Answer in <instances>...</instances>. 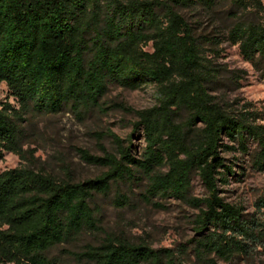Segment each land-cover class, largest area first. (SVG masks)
<instances>
[{
    "label": "trees",
    "instance_id": "trees-1",
    "mask_svg": "<svg viewBox=\"0 0 264 264\" xmlns=\"http://www.w3.org/2000/svg\"><path fill=\"white\" fill-rule=\"evenodd\" d=\"M184 13L205 14L214 25L225 16L223 41L264 78V0H0V85L17 105L0 102V157L6 152L20 162L0 172V264H64L53 250L97 229L93 198L115 189L114 206H128L119 192L125 185H139L141 201L154 209L163 206L153 200L174 199L198 211L189 250L196 262H230L264 248V220L248 219L220 190L236 177L237 159L227 154L264 172V114L213 95L237 85L243 72L208 58L207 48L221 42L197 34L198 23ZM146 84L155 89L153 108L119 105L138 120V157L131 137L123 142L108 133L112 151L101 148L102 157L77 149L81 161L105 169L93 180L74 182L67 169L57 176L37 165L28 148L31 118L68 110L82 119L101 111L109 86ZM193 177L205 198L190 196ZM259 202L264 209V196ZM66 254L78 264H183L170 250L112 234Z\"/></svg>",
    "mask_w": 264,
    "mask_h": 264
},
{
    "label": "rangeland",
    "instance_id": "rangeland-1",
    "mask_svg": "<svg viewBox=\"0 0 264 264\" xmlns=\"http://www.w3.org/2000/svg\"><path fill=\"white\" fill-rule=\"evenodd\" d=\"M184 15L188 21L198 23L197 34L216 37V40L221 42L216 48H207L205 54L208 58L228 71L243 72L237 85L220 89L213 95L226 97L227 100L238 101L240 104L251 103L264 114V78L242 60L236 47L223 41V30L228 25L225 16L217 15L214 25L205 14ZM216 27L219 29H215ZM212 49L218 53L216 57L208 51ZM6 101L17 108L6 87L0 85V102ZM99 104L100 112L93 110L82 119H77L68 110L57 115L31 118L27 127V133L31 134L28 148L35 150L37 165L57 176H62L63 171L67 169L74 182L93 180L104 173L105 169L81 161L77 149L85 150L94 157H102L101 148L107 152L112 151L108 133L123 142L131 137L132 154L138 157L144 148L141 131H134L133 128L138 120L133 114L121 110L119 105L134 112L153 108L157 104L153 86L146 84L136 90H127L111 85L99 100ZM225 158L231 162L233 158L237 159L234 167L236 177H229L227 185L220 188L221 197L226 203L241 207L248 219L263 221L264 209L259 208V200L264 196V172L251 170L247 157L227 154ZM19 163L16 156L4 152L0 157V172L12 170ZM119 192L128 197V206H114L113 201L118 193L115 189L107 196H95L91 207L97 229H85L79 235L71 237L55 248L52 255L64 264H78L66 254L67 251L79 253L86 245L97 244L103 234H112L123 236L133 244L144 242L153 250H170L183 264H202L196 262L189 253L191 243L196 238L191 221L198 214L197 210L174 199L153 200L163 206L162 209H154L141 201L142 188L139 185L121 186ZM190 196L199 199L206 197L197 177L192 178ZM182 251H186V255H182ZM210 259L214 260V264H264V248L256 247L247 257L241 256L230 262L213 257Z\"/></svg>",
    "mask_w": 264,
    "mask_h": 264
}]
</instances>
